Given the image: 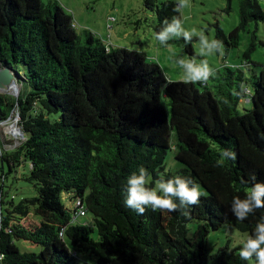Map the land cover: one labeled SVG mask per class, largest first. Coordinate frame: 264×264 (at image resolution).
I'll list each match as a JSON object with an SVG mask.
<instances>
[{
    "label": "trees",
    "instance_id": "obj_1",
    "mask_svg": "<svg viewBox=\"0 0 264 264\" xmlns=\"http://www.w3.org/2000/svg\"><path fill=\"white\" fill-rule=\"evenodd\" d=\"M175 4L145 0L156 32L178 15ZM238 6L239 25L229 34L216 30L227 50L251 23L264 22L259 0ZM256 47L240 65L217 69L211 83L171 81L141 53L90 30L78 35L57 1L0 0V64L22 88L0 94V122L13 114L23 134L9 154L0 141V264H249L239 257L242 246L213 251L207 242L223 227L246 241L264 217L258 209L238 221L231 211L233 197L264 183V69L251 61ZM186 52L194 54L191 42ZM223 149L237 158L216 167ZM172 150L176 171L166 167ZM27 165L36 196L15 203L6 182ZM141 166L148 187L176 175L193 179L200 202L187 215L150 207L137 214L124 201L128 177ZM14 240L41 251L22 253Z\"/></svg>",
    "mask_w": 264,
    "mask_h": 264
},
{
    "label": "rangeland",
    "instance_id": "obj_2",
    "mask_svg": "<svg viewBox=\"0 0 264 264\" xmlns=\"http://www.w3.org/2000/svg\"><path fill=\"white\" fill-rule=\"evenodd\" d=\"M50 0H40L47 4ZM57 1L65 14L76 24L75 31L78 35L84 36L87 30L97 33L103 41L115 47L128 48L141 53L147 64L157 63L163 70L166 77L171 81H183L182 69L176 64V60L183 58L197 57L207 59L209 65L220 69L224 65L238 66L244 61V53L252 42L257 44L255 51L251 54V61L256 64L254 68L259 71L264 69V22L251 23L245 32L241 33V40L237 47L227 50L224 46L223 55L200 57L197 38L193 37V55L186 52L188 43L170 42L171 49L161 45L154 39L156 33L157 19L151 9L145 5V0H52ZM162 2L163 0H158ZM176 2V0H173ZM264 8V0H259ZM185 29L196 28L203 31L210 38H216L217 27H221L225 33L232 32L240 22L238 0H192V6L184 10ZM180 37L174 38L178 39ZM173 39V40H174ZM209 83L211 79L209 78ZM16 92L21 88L17 83L12 89ZM5 93H7L5 91ZM12 94V93H11ZM10 94V95H11ZM243 106L251 108L246 103ZM242 108H240V111ZM19 133L13 134L9 130L14 126ZM17 136V137H16ZM23 140L22 133L18 126V118L13 117L7 121L0 122V141L2 152L11 153ZM168 170L176 171L180 168L175 160L174 151H170L166 157ZM25 168V167H21ZM20 168V169H21ZM28 168L11 175L6 182L7 192L14 195L15 203L25 198L36 196L34 186L26 180ZM16 177L18 179L16 180ZM69 207L72 203L69 202ZM89 220V216L81 218L82 222ZM246 236L235 227H223L211 232L208 237V246L216 251L219 248L229 246L234 251L243 245ZM20 252L39 253L41 247L24 240H14Z\"/></svg>",
    "mask_w": 264,
    "mask_h": 264
},
{
    "label": "clouds",
    "instance_id": "obj_3",
    "mask_svg": "<svg viewBox=\"0 0 264 264\" xmlns=\"http://www.w3.org/2000/svg\"><path fill=\"white\" fill-rule=\"evenodd\" d=\"M191 6L192 0H176L173 11L178 15L172 16L170 20L165 19L160 30L154 34V39L171 49L172 45L169 41L174 38L182 37L185 43H190L193 37H196L200 57L216 53L223 55L222 40L210 38L196 28L191 30L184 28V10ZM176 64L182 69L184 83L207 82L215 75V69L209 65L207 59H200L198 62L195 55L187 59L181 57L176 60ZM219 156L216 167H223L226 160L235 161L237 158L236 153L230 149L221 150ZM149 178L150 173L141 166L127 180V195L124 203L126 207L139 215H143L149 207L153 211L180 212L182 215H187L186 210L200 202L201 187L191 178L176 175L167 180H157L155 187H148ZM251 180L256 181L255 174L251 176ZM258 209H264V183H253L246 189V196L243 199L238 196L233 197L231 211L238 221L247 219ZM239 257L241 260L248 261L249 264L253 260L255 264H264V217L256 224L253 234L243 242ZM2 259L4 257L0 254V260Z\"/></svg>",
    "mask_w": 264,
    "mask_h": 264
},
{
    "label": "water",
    "instance_id": "obj_4",
    "mask_svg": "<svg viewBox=\"0 0 264 264\" xmlns=\"http://www.w3.org/2000/svg\"><path fill=\"white\" fill-rule=\"evenodd\" d=\"M16 80L14 73L10 68H4L0 64V94H5V88L11 87L12 85L15 86ZM7 94H11L10 92L6 91ZM20 92V91H19ZM19 93L17 92L16 94H11V95H18ZM13 117V114L11 115L10 118ZM23 135V134H22Z\"/></svg>",
    "mask_w": 264,
    "mask_h": 264
},
{
    "label": "bare ground",
    "instance_id": "obj_5",
    "mask_svg": "<svg viewBox=\"0 0 264 264\" xmlns=\"http://www.w3.org/2000/svg\"><path fill=\"white\" fill-rule=\"evenodd\" d=\"M12 87H14V86L12 85L11 87H7V88H5V90L8 91V92H10V93H12V94H15L16 90H15V88L12 89ZM19 91H20V90H19ZM19 91H17V92L19 93ZM9 130H10L11 133H13V134H17V133H19V130L15 127V124H14V126H12ZM16 137H17V136H16Z\"/></svg>",
    "mask_w": 264,
    "mask_h": 264
},
{
    "label": "built area",
    "instance_id": "obj_6",
    "mask_svg": "<svg viewBox=\"0 0 264 264\" xmlns=\"http://www.w3.org/2000/svg\"><path fill=\"white\" fill-rule=\"evenodd\" d=\"M72 27H73V28H76L77 26H76L75 23H72ZM76 203H77L76 205H80L79 202H76ZM79 214L82 215V216H85V211H84L83 209H80V210H79ZM60 235L63 236L62 233H61Z\"/></svg>",
    "mask_w": 264,
    "mask_h": 264
},
{
    "label": "crops",
    "instance_id": "obj_7",
    "mask_svg": "<svg viewBox=\"0 0 264 264\" xmlns=\"http://www.w3.org/2000/svg\"><path fill=\"white\" fill-rule=\"evenodd\" d=\"M21 169H23V168H21ZM21 169H20V171H21ZM18 179V177H16V180Z\"/></svg>",
    "mask_w": 264,
    "mask_h": 264
}]
</instances>
